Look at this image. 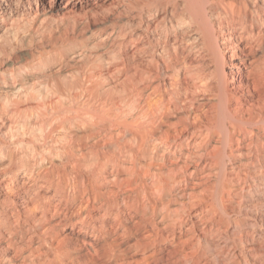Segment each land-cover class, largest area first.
I'll return each instance as SVG.
<instances>
[{"label":"bare ground","instance_id":"bare-ground-1","mask_svg":"<svg viewBox=\"0 0 264 264\" xmlns=\"http://www.w3.org/2000/svg\"><path fill=\"white\" fill-rule=\"evenodd\" d=\"M115 1L0 0V264H264V0Z\"/></svg>","mask_w":264,"mask_h":264},{"label":"rangeland","instance_id":"rangeland-1","mask_svg":"<svg viewBox=\"0 0 264 264\" xmlns=\"http://www.w3.org/2000/svg\"><path fill=\"white\" fill-rule=\"evenodd\" d=\"M50 0H45V2H49ZM98 3H102L99 8V17L106 16L108 12H111V9L114 8L115 0H97ZM82 4L78 0H61L60 7H66L62 9L58 14L55 16L57 18V22L54 23L50 28L49 32L55 37L62 36L66 33L70 34L73 31L74 23L77 21H81L83 19L89 18L93 20L95 18L93 15H83V11L81 10ZM82 14V15H81ZM77 20V21H76ZM27 43V42H26ZM25 58L24 56L19 55L17 60L23 61ZM11 68V67H10Z\"/></svg>","mask_w":264,"mask_h":264}]
</instances>
